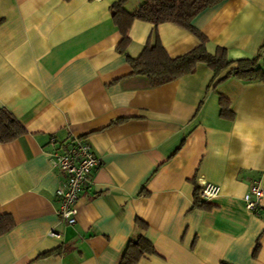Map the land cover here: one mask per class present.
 I'll return each mask as SVG.
<instances>
[{
    "label": "crops",
    "instance_id": "obj_1",
    "mask_svg": "<svg viewBox=\"0 0 264 264\" xmlns=\"http://www.w3.org/2000/svg\"><path fill=\"white\" fill-rule=\"evenodd\" d=\"M115 1L0 0V108L26 130L0 142V216L14 223L0 235V264H119L136 219L155 251L137 264H264V195L257 213L242 200L252 181L264 189V82L210 83L198 64L152 87L116 49ZM191 24L207 51L264 66V0H222ZM154 30L170 57L198 43L172 23L134 20L127 55L137 57ZM221 97L232 117L221 114ZM76 136L98 164L68 225L49 154ZM203 181L220 191L198 208Z\"/></svg>",
    "mask_w": 264,
    "mask_h": 264
},
{
    "label": "trees",
    "instance_id": "obj_2",
    "mask_svg": "<svg viewBox=\"0 0 264 264\" xmlns=\"http://www.w3.org/2000/svg\"><path fill=\"white\" fill-rule=\"evenodd\" d=\"M127 1L117 0L110 5L113 23L121 35L116 49L125 55L131 74L145 76L152 87L191 74L198 64H204L210 70V83L216 79V82H221L229 77L264 82V66L258 63V57L229 60L226 50L222 47H215L209 52L206 49L207 38L192 26L191 21L198 12L222 0H141L140 5L131 12L124 9ZM134 20L151 23L154 27L161 23H172L191 33L198 43L187 52L170 57L154 30L152 41L147 42L140 54L132 58L127 55L126 48L129 44L128 30ZM220 112L232 117L228 102L223 97L220 98ZM25 133L26 130L14 116L6 108H0V142L12 141ZM199 192L200 188H194V206L207 208L208 205L201 201ZM13 224L10 216L1 215L0 235L9 231ZM134 224L137 231L127 241L119 264H137L142 257L155 253L152 244L144 236L146 223L136 219ZM257 251L258 244L253 255Z\"/></svg>",
    "mask_w": 264,
    "mask_h": 264
},
{
    "label": "built area",
    "instance_id": "obj_3",
    "mask_svg": "<svg viewBox=\"0 0 264 264\" xmlns=\"http://www.w3.org/2000/svg\"><path fill=\"white\" fill-rule=\"evenodd\" d=\"M55 141V138L50 139L52 145ZM49 162L60 177L56 188L57 214L66 224L73 225L78 212L76 207L78 196L82 188L90 183L91 173L98 160L87 138L76 136L66 144L55 147L49 154ZM200 185L199 197L203 202L210 201L219 194L220 188L217 184L203 181ZM262 195L264 189L261 188L259 181H252L242 196L244 208L257 213ZM49 234L55 235V232L50 231Z\"/></svg>",
    "mask_w": 264,
    "mask_h": 264
}]
</instances>
